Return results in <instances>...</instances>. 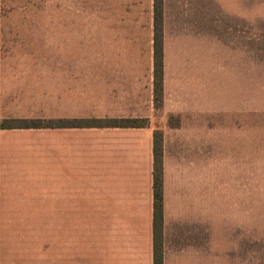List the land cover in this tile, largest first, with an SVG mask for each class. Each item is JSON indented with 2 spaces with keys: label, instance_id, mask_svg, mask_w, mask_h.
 <instances>
[{
  "label": "crops",
  "instance_id": "1",
  "mask_svg": "<svg viewBox=\"0 0 264 264\" xmlns=\"http://www.w3.org/2000/svg\"><path fill=\"white\" fill-rule=\"evenodd\" d=\"M202 1L163 0L160 107L153 0L147 21L91 20L89 32L122 33L120 41L0 49V124H42L0 128V264H154L155 132L163 146L162 264L241 262L210 259V227L239 229L250 256L258 113V66L251 56L264 34V6ZM196 2L207 10L181 14ZM65 20L46 30L82 31L79 19ZM120 120L144 125L81 126Z\"/></svg>",
  "mask_w": 264,
  "mask_h": 264
},
{
  "label": "rangeland",
  "instance_id": "2",
  "mask_svg": "<svg viewBox=\"0 0 264 264\" xmlns=\"http://www.w3.org/2000/svg\"><path fill=\"white\" fill-rule=\"evenodd\" d=\"M257 3L260 10L264 6V0H257ZM177 10L170 6V14H176ZM203 10L206 11L207 7L196 2L193 8L181 7L180 12L182 15L187 11L197 14ZM121 17H141L147 21L151 17L149 0H0V49L104 46L103 43H106L104 38L120 41L124 34L113 33L104 37L99 33L89 32L87 28L93 26L90 23L91 20L95 21L96 18L120 19ZM68 18L79 19L82 28L79 34H61L55 30H46L47 27L61 25L57 23H62ZM255 43L256 55L251 58L256 60L258 66L256 73L258 95L257 165L251 168V175L257 177L256 227L253 232L251 227L250 256L246 254L248 247L243 249L244 234L239 229L236 228L238 231L233 233V227H225L226 231L224 230V232L221 231V228L224 227H210V259L214 261L220 258L227 260L230 257V259L242 260L225 264H264V34H258ZM212 58L215 63L216 58ZM83 62L87 61L82 60ZM213 74L215 77V72ZM213 84L215 86V81ZM177 121V118H172L169 123L174 125ZM211 127L213 126L210 122ZM213 149L214 151H212ZM213 149H210V160L216 159L215 147ZM211 171L215 175L219 170L212 168ZM227 235H233L234 238L226 240ZM247 236L248 227L246 238H248ZM253 236L255 241L252 243ZM248 259L249 262H247Z\"/></svg>",
  "mask_w": 264,
  "mask_h": 264
},
{
  "label": "trees",
  "instance_id": "3",
  "mask_svg": "<svg viewBox=\"0 0 264 264\" xmlns=\"http://www.w3.org/2000/svg\"><path fill=\"white\" fill-rule=\"evenodd\" d=\"M153 18H154V64H153V85L154 102L156 107L162 104L163 89V40H162V6L163 0H153ZM93 126H108L112 128H139L144 125L142 121L120 120V121H81L82 128ZM42 127L40 121L27 120H5L0 124L1 129H39ZM162 134L154 133L153 157H154V264H162Z\"/></svg>",
  "mask_w": 264,
  "mask_h": 264
}]
</instances>
